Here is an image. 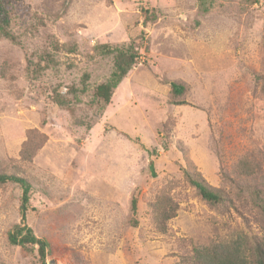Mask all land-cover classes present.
Segmentation results:
<instances>
[{"label": "rangeland", "instance_id": "obj_1", "mask_svg": "<svg viewBox=\"0 0 264 264\" xmlns=\"http://www.w3.org/2000/svg\"><path fill=\"white\" fill-rule=\"evenodd\" d=\"M12 30L20 44L0 39V173L26 178L31 192L23 220V189L0 185V264H36L8 241L23 222L50 243L47 264H184L195 247L263 235L249 204L211 207L184 170L218 186L249 155L248 181L264 188V0H17ZM54 40L78 51L33 76ZM101 43L141 52L104 110L90 105L112 70L93 52ZM85 72L88 95L74 113L60 109L53 89L66 92ZM171 82L185 86L181 96ZM30 132L46 137L31 158L22 154ZM163 193L177 203L166 234L150 207Z\"/></svg>", "mask_w": 264, "mask_h": 264}, {"label": "trees", "instance_id": "obj_2", "mask_svg": "<svg viewBox=\"0 0 264 264\" xmlns=\"http://www.w3.org/2000/svg\"><path fill=\"white\" fill-rule=\"evenodd\" d=\"M16 1L0 0V39L18 45L20 38L12 30V13ZM201 1L205 5L208 0ZM245 2L259 3L260 0H245ZM141 11L144 14L145 22L155 21L158 18L154 11L144 5L141 6ZM51 47V52L47 51L39 55L36 64L31 62L33 76L38 77L45 69L57 68V58L60 53L73 54L78 51L77 44L74 42L61 43L59 40H54L51 42ZM139 48L140 46H136L134 43L115 45L101 43L94 46L93 52L95 54L112 59V70L104 81L94 86L90 105L100 106L104 110L111 104L115 89L139 63L141 59ZM170 85L175 97L181 96L186 89L184 85L177 82H171ZM90 89V74L85 72L82 74L79 83L70 86L66 92L55 87L52 91V100L60 109L74 113L77 105L82 103V96L88 95ZM175 103L178 105L185 104L182 101H175ZM39 136L40 139H38ZM45 139L44 135L37 136L34 135V132H30L22 154L31 158L39 146L45 142ZM150 169L155 174L153 160L150 163ZM223 171L221 172L222 183L218 186L211 185L199 172L185 169L184 175L199 196L211 207L230 211L232 208L237 209L240 205L249 204L251 210L256 212V218L264 225V188L248 181V178L256 173V166L251 163L250 156H243L236 161L229 173H223ZM11 182L19 184L23 189L20 211L24 220L29 209L31 183L14 172L0 173V185ZM171 199L169 194L163 193L150 205L152 224L156 230L164 234L168 233L167 222L176 216L177 203L174 204ZM137 203V198L133 196L131 223L134 226L138 225ZM8 241L11 245L20 246L23 250L36 254V264H47L46 258L51 250L50 243L44 238H39L28 224L24 222L15 224L8 232ZM183 242L184 240L180 239L178 245L184 246ZM182 262L184 264H264V233L262 236H250L248 240L244 238L228 243L217 242L204 247H195L191 253L186 254Z\"/></svg>", "mask_w": 264, "mask_h": 264}]
</instances>
